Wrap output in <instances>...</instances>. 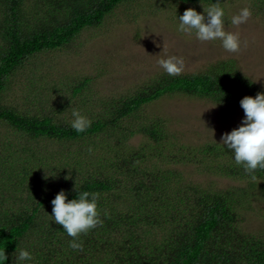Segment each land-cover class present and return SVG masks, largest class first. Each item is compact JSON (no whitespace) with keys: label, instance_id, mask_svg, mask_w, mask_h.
Segmentation results:
<instances>
[{"label":"trees","instance_id":"trees-1","mask_svg":"<svg viewBox=\"0 0 264 264\" xmlns=\"http://www.w3.org/2000/svg\"><path fill=\"white\" fill-rule=\"evenodd\" d=\"M137 1L0 0V125L19 135L11 154L15 158L0 157V252L7 257L0 264H15L20 249L32 254L26 264H264V236L241 227L254 192L264 195V169L245 172L220 144H178L162 119L141 117L145 107L173 95L218 107L240 106L241 98L261 91L237 71L233 59L199 74H162L130 96L103 103L101 112L90 113V127L82 133L58 115L71 113V107L80 112L70 104L77 96L86 103L87 78L49 114L2 102L9 79L31 58L68 47L84 30L102 26L118 6ZM250 1L253 12L264 19V0ZM138 135L147 139L148 148L130 150L129 141ZM41 141L58 145V154L50 148L41 155L26 147ZM103 146L106 157L100 155ZM169 163L192 165L201 174L243 186L203 187ZM60 190L68 199L81 191L98 196L102 223L80 234L83 251L69 247L73 238L49 216L50 202Z\"/></svg>","mask_w":264,"mask_h":264},{"label":"rangeland","instance_id":"rangeland-1","mask_svg":"<svg viewBox=\"0 0 264 264\" xmlns=\"http://www.w3.org/2000/svg\"><path fill=\"white\" fill-rule=\"evenodd\" d=\"M209 6L183 5L172 0H138L122 4L102 26L84 30L68 47L40 53L27 61L9 79L2 102L20 111L49 114L62 102V97H70L72 87L87 78L89 82L83 92L86 103L77 96L70 105L78 106L80 113L89 119L90 113L96 115L104 109L103 103L112 104L130 96L145 83L165 74L158 61L172 55L184 58V70L180 75L203 73L219 61L233 59L237 71L264 92V19L253 12L250 0L220 3L225 11L224 30L239 34L241 47L236 53L225 51L219 40L202 42L194 34L189 36L177 31L176 14L181 15L186 8L200 13ZM245 7L251 10L252 16L245 23L233 26L231 17ZM60 115V119L71 118L70 112ZM243 116L240 106L218 107L207 100L180 95L163 97L141 112L142 119H162L173 141L184 146L220 143L221 134L237 127ZM14 133L0 125V157L14 154V146L19 142V135ZM99 142L96 140L98 150ZM128 144L133 151L148 145L147 139L139 135ZM26 147L28 150L36 148L39 154L42 149L47 152L50 148L59 152L58 145L50 146L43 141L29 143ZM106 150L103 146L100 155L106 157ZM30 154L29 151L24 157ZM11 158L15 157L11 155ZM58 158H54V162ZM169 165L185 179L203 187L243 186L213 174H201L192 165ZM254 195L241 227L245 232L264 236V195L259 190Z\"/></svg>","mask_w":264,"mask_h":264},{"label":"clouds","instance_id":"clouds-1","mask_svg":"<svg viewBox=\"0 0 264 264\" xmlns=\"http://www.w3.org/2000/svg\"><path fill=\"white\" fill-rule=\"evenodd\" d=\"M251 16V10L245 7L233 15L230 22L233 26H239ZM176 19L178 32L189 36L194 34L202 42L219 40L221 47L227 52L236 53L240 50L239 34L224 30L225 11L220 6V0L200 13L194 8H186L181 15L176 14ZM158 64L169 76H178L184 70V58L175 55L159 60ZM239 105L244 113L240 124L231 131L222 133L218 144L230 151L237 165L251 173L258 168L264 169V92H257L254 97L244 96ZM69 124L71 129L82 133L90 127L91 121L73 109ZM97 200V194L88 191H81L75 198L68 199L64 190L57 192L51 200L52 210L49 216L73 238L69 241L71 249L83 251L80 234H86L102 223L97 211ZM6 259L4 251L0 252V262H5ZM32 259V254L26 249L15 251V264H26Z\"/></svg>","mask_w":264,"mask_h":264}]
</instances>
